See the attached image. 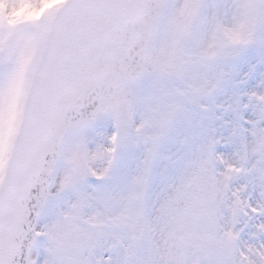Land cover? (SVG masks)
Returning <instances> with one entry per match:
<instances>
[{"label":"snow or ice","instance_id":"obj_1","mask_svg":"<svg viewBox=\"0 0 264 264\" xmlns=\"http://www.w3.org/2000/svg\"><path fill=\"white\" fill-rule=\"evenodd\" d=\"M207 7L0 0V264H264V91L206 125L238 45L264 48V0Z\"/></svg>","mask_w":264,"mask_h":264},{"label":"rangeland","instance_id":"obj_2","mask_svg":"<svg viewBox=\"0 0 264 264\" xmlns=\"http://www.w3.org/2000/svg\"><path fill=\"white\" fill-rule=\"evenodd\" d=\"M264 48L259 46H251L243 51L234 61L231 62V70L234 73V78L228 82L223 83L217 90L213 98L206 101L209 104L211 111L208 114L206 125L208 128H215L218 134L228 135L229 129L224 125L223 121L233 118L231 112L223 113L216 105H227L237 96H241L242 102L247 101V97L242 94L248 91L255 90L257 92L264 91ZM242 116L248 119L255 118V109L249 105L242 110ZM113 131L112 121L109 118L103 119L99 125L88 132H85L89 147L94 146L95 143L100 142L103 138ZM217 151L222 152L226 157H231L234 152V146L227 143L217 145ZM127 159V154L123 157ZM93 184L97 183L95 180L91 181ZM54 202H50L48 209L41 220V223L48 222L51 218L50 212ZM41 253H43V245L46 243L41 238Z\"/></svg>","mask_w":264,"mask_h":264},{"label":"clouds","instance_id":"obj_3","mask_svg":"<svg viewBox=\"0 0 264 264\" xmlns=\"http://www.w3.org/2000/svg\"><path fill=\"white\" fill-rule=\"evenodd\" d=\"M243 2H244V0H204V3L208 6L206 8V12H207V15L209 16V18H211L213 12H215L217 10V8L214 6H220V10L222 13L225 10H227V12H228L227 17H222V18H226V20L229 23L231 22L234 14H236L240 10V6L243 4ZM254 45H256L254 42L249 43L247 45H244V44L238 45L239 53L241 54L243 51H245L246 49H248L249 47L254 46ZM252 91H255V90H252Z\"/></svg>","mask_w":264,"mask_h":264},{"label":"water","instance_id":"obj_4","mask_svg":"<svg viewBox=\"0 0 264 264\" xmlns=\"http://www.w3.org/2000/svg\"><path fill=\"white\" fill-rule=\"evenodd\" d=\"M103 117H105V116H101V117H99V118H97L95 121H93L90 125H89V127L86 129V131L87 130H90V129H92V128H94L98 123H99V121L103 118ZM85 131V132H86ZM46 211V210H45ZM44 215V214H43ZM43 215H42V217H43ZM42 217H41V219H42Z\"/></svg>","mask_w":264,"mask_h":264}]
</instances>
